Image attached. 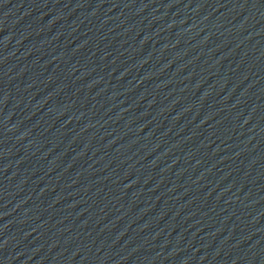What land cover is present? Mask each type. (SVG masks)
<instances>
[{
    "label": "water",
    "instance_id": "1",
    "mask_svg": "<svg viewBox=\"0 0 264 264\" xmlns=\"http://www.w3.org/2000/svg\"><path fill=\"white\" fill-rule=\"evenodd\" d=\"M0 264H264V0H0Z\"/></svg>",
    "mask_w": 264,
    "mask_h": 264
}]
</instances>
